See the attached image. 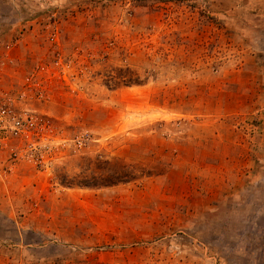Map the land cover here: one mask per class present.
Segmentation results:
<instances>
[{"label": "rangeland", "instance_id": "1", "mask_svg": "<svg viewBox=\"0 0 264 264\" xmlns=\"http://www.w3.org/2000/svg\"><path fill=\"white\" fill-rule=\"evenodd\" d=\"M0 264H264V0H0Z\"/></svg>", "mask_w": 264, "mask_h": 264}, {"label": "trees", "instance_id": "2", "mask_svg": "<svg viewBox=\"0 0 264 264\" xmlns=\"http://www.w3.org/2000/svg\"><path fill=\"white\" fill-rule=\"evenodd\" d=\"M129 80L130 81H133V82H137V78H132V77H130L129 78ZM126 81H128V79H126ZM114 170H111L110 171V174H108V175H106L105 177H100V180L102 181V182H104V184H106V183H108V182H112V180H113V178H117V177H119V175H118V172L116 173V171H114ZM91 177V179L93 178V177H95V176H90ZM96 178V177H95ZM98 178V177H97ZM119 180H120V178H119ZM76 184H80V185H87V184H94L93 182H90L89 180H87V179H78V180H76V182H75Z\"/></svg>", "mask_w": 264, "mask_h": 264}, {"label": "built area", "instance_id": "3", "mask_svg": "<svg viewBox=\"0 0 264 264\" xmlns=\"http://www.w3.org/2000/svg\"><path fill=\"white\" fill-rule=\"evenodd\" d=\"M18 124H19V121L18 120H15V122H14V125L15 126H13V129L16 131V129H17V127H18Z\"/></svg>", "mask_w": 264, "mask_h": 264}]
</instances>
